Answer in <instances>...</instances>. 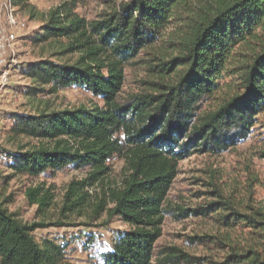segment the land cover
<instances>
[{"label":"trees","instance_id":"1","mask_svg":"<svg viewBox=\"0 0 264 264\" xmlns=\"http://www.w3.org/2000/svg\"><path fill=\"white\" fill-rule=\"evenodd\" d=\"M107 2L93 20L80 15L74 1L41 15L34 42L50 43L53 52L30 63L26 94L36 98L76 86L101 103L13 114L11 140L38 142L15 150L0 146L9 167L30 176L87 169L68 184L59 214L87 211V227L104 215L129 225L100 253L102 264H264V204H257L255 180L242 195H227L212 182L215 198L192 209L167 204L180 161L221 154L264 127V0ZM130 65L145 76L137 90L125 92ZM115 155L125 160L127 176L93 198L90 189L110 173ZM25 195L38 214L53 205L52 191L41 185ZM13 198L0 190V264H75L64 244L34 234L75 224L25 222L10 209ZM167 214L216 219L219 233L188 238L221 255L196 256L179 246L157 250ZM85 237L87 247L94 244V236Z\"/></svg>","mask_w":264,"mask_h":264},{"label":"rangeland","instance_id":"2","mask_svg":"<svg viewBox=\"0 0 264 264\" xmlns=\"http://www.w3.org/2000/svg\"><path fill=\"white\" fill-rule=\"evenodd\" d=\"M76 2V11L88 20L96 19L108 8L107 0H30L27 8L15 6L9 0H0V28L14 36L6 51V62L0 65V146L15 150L18 145L35 144L38 141L29 138L11 140L12 115L19 112L35 111L38 107L49 105L54 109L76 108L101 103L90 92L80 87H70L57 93H40L36 98L26 94L31 79L26 75L30 63L42 58H50L53 48L50 43H36L34 38L39 34L43 23L41 15L47 13L63 2ZM119 1V0H112ZM11 14L15 23L11 22ZM10 18V19H9ZM76 55L68 58L74 59ZM5 72L7 78L1 76ZM125 92L137 90L144 71L138 66H128ZM264 147V127H257L251 137L221 154H195L180 161L178 173L167 196V204L187 209L195 208L215 197L210 192V183H221L227 195L244 194L245 188L255 180V198L258 205L264 204V158L259 151ZM10 160L0 151V190L12 194L10 209L20 215L25 222L54 224L59 221L75 224L74 226L51 225L37 229L34 234L37 240L50 238L66 247L67 258L75 264H102L100 253L109 248L118 232L129 228L118 216L107 221L106 215L100 221H94L93 227H87L90 220L87 211L71 214L62 218L59 208L68 184L73 179H82L87 169L68 167L53 173L47 171L39 176L19 174L10 167ZM110 173L106 178L90 189L93 198L102 194L103 189L118 186L127 176L128 169L123 158L115 155L110 161ZM41 185L51 190L54 196L52 207L45 214H38L37 206L30 205L26 198L28 188ZM98 226V227H96ZM220 225L213 218L189 216L177 219L172 214L165 215L163 235L157 242V250L167 246H179L196 256L219 257L221 253L214 247L201 243H191L189 236L195 234L219 233ZM86 235L94 236L95 242L85 245ZM153 264H156L155 261Z\"/></svg>","mask_w":264,"mask_h":264},{"label":"built area","instance_id":"3","mask_svg":"<svg viewBox=\"0 0 264 264\" xmlns=\"http://www.w3.org/2000/svg\"><path fill=\"white\" fill-rule=\"evenodd\" d=\"M10 2H12L11 0H9ZM9 17H11V22L15 23V17L13 14H11ZM14 40V36L8 34V36L6 35L5 31L3 29L0 28V65H3L6 62V51L7 49L10 47L11 43ZM3 79L7 78V74L5 72H3L2 76Z\"/></svg>","mask_w":264,"mask_h":264}]
</instances>
